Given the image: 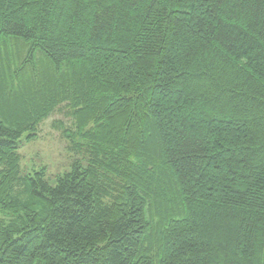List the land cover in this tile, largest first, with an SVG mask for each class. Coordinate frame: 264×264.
Segmentation results:
<instances>
[{
	"label": "trees",
	"instance_id": "obj_1",
	"mask_svg": "<svg viewBox=\"0 0 264 264\" xmlns=\"http://www.w3.org/2000/svg\"><path fill=\"white\" fill-rule=\"evenodd\" d=\"M0 214V264H264V0H0Z\"/></svg>",
	"mask_w": 264,
	"mask_h": 264
},
{
	"label": "rangeland",
	"instance_id": "obj_2",
	"mask_svg": "<svg viewBox=\"0 0 264 264\" xmlns=\"http://www.w3.org/2000/svg\"><path fill=\"white\" fill-rule=\"evenodd\" d=\"M69 124L64 111L55 112L40 126L39 137L31 142H25L21 147L22 167L25 172L45 168L46 176L55 181V175L64 172L70 164L71 155L67 142L61 131L55 128V123ZM2 215L0 214V217Z\"/></svg>",
	"mask_w": 264,
	"mask_h": 264
}]
</instances>
